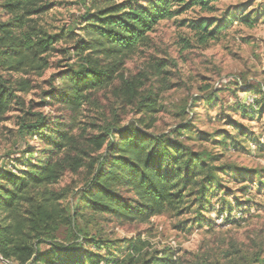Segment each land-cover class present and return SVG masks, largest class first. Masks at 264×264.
Segmentation results:
<instances>
[{
	"label": "trees",
	"instance_id": "trees-1",
	"mask_svg": "<svg viewBox=\"0 0 264 264\" xmlns=\"http://www.w3.org/2000/svg\"><path fill=\"white\" fill-rule=\"evenodd\" d=\"M218 1L150 0L146 7L116 4L114 0L93 1L78 28H63L52 35L40 23L52 4L46 0H0V123L13 111L19 112V137L38 143V148L25 150L26 160H14L0 167L3 261L214 264L208 254L186 263L176 250H155L141 235L124 241L92 236L80 223L90 217L119 226L145 224L169 213L194 214L201 227L213 210L210 208L214 194L220 198L222 211L229 208L231 212L221 175L241 171L235 165L218 163L224 152L236 151L255 139L250 140L247 131L233 122L232 129H238L235 134L218 131L194 136L195 141L211 142L220 148L222 154L214 156L208 150L194 152L181 141L184 136H193L189 124L176 129L174 141L152 134L155 115L160 111V93L140 94L141 84L135 78L125 79L122 73L129 56L152 47L151 34L161 22L194 7L213 11L210 5ZM242 7L221 19L192 23V38L180 40L186 45L183 51L193 47L196 36L200 48L207 49L210 41L234 23L255 25L257 19L242 14ZM58 44L71 45L60 52L78 62L68 65L56 86L44 93V103L56 114L33 112L23 97L33 89V81L25 77L39 76L49 69V56L57 52ZM153 62L155 76L165 75L168 63L155 59ZM117 81V93L130 98V102L139 99L133 103L139 118L123 126L114 114L111 120L104 121L85 116V108L93 104L95 96ZM256 103V110L244 108L245 113L253 117L261 114L263 108L260 110ZM67 176L77 180L73 178L71 187L58 190L56 187ZM259 179L262 187V176ZM62 230L64 240L58 236ZM44 246L47 250L42 252ZM230 255L226 252V257ZM247 263L264 264V251Z\"/></svg>",
	"mask_w": 264,
	"mask_h": 264
},
{
	"label": "rangeland",
	"instance_id": "rangeland-1",
	"mask_svg": "<svg viewBox=\"0 0 264 264\" xmlns=\"http://www.w3.org/2000/svg\"><path fill=\"white\" fill-rule=\"evenodd\" d=\"M46 1L53 7L40 18V23L53 35L63 28H78L77 24L92 2L105 0ZM149 1L114 0L116 4L144 7ZM210 6L213 11L194 7L170 21L161 22L151 34L152 47L140 49L129 56L122 73L125 79L135 78L141 84L140 94L146 95L150 91L160 93V111L155 115L152 134L167 136L174 141L176 129L189 124L193 136H184L181 141L194 152L208 150L214 156L222 154L220 148L216 149L211 142L195 141L194 136L211 135L218 131L235 134L238 129H232L230 122H233L247 131L250 140L255 139L249 145L239 146L236 151L224 152L218 163L235 165L241 171L221 175L231 212L229 208L222 211L220 198L214 194L210 208L213 210L206 216L207 223L201 227L194 214L174 216L169 213L145 224L126 226L88 217L80 226L92 236L100 235L109 241L130 240L141 235L151 248L159 251L174 240L178 256L186 263L194 260L195 256L208 254L214 264H249L247 261L256 253L264 251V0H219ZM241 6L245 7L242 14L245 12V15L257 19L255 25L249 27L240 22L234 23L210 41L207 49L200 48L196 36L193 47L183 51L186 45L180 40L192 38V23L221 19L224 14H230ZM76 31L78 33L79 29ZM70 47L69 44H58L57 52L49 56L50 68L39 76L25 77L33 81V89L23 95L27 108L32 107L33 112L56 114L44 103V93L56 86L59 75L67 70L68 65L78 62L60 52ZM154 59L168 63L165 75L155 76L156 72L151 69ZM118 87L119 81L110 89L98 93L93 104L85 108L84 115L104 121L107 118L111 120L114 114L119 116L123 126L139 118L133 105L139 99L130 102V98L117 93ZM245 94L255 96L260 110L263 108L261 114L253 117L245 113L244 108H249L244 105ZM21 115L13 111L7 115L6 121L0 123V167L10 165L14 160H26L25 150L38 148L37 141L19 137L17 116ZM97 124L102 126L100 121ZM259 144L260 151L257 150ZM257 172L261 173L262 187H259L261 180ZM72 179L77 180L67 176L56 188L71 187ZM221 219L223 222L217 223ZM64 232L62 230L58 235L61 240H64ZM46 250L44 246L41 251ZM226 252L231 255L226 257ZM0 264L12 263L0 258Z\"/></svg>",
	"mask_w": 264,
	"mask_h": 264
},
{
	"label": "built area",
	"instance_id": "built-area-1",
	"mask_svg": "<svg viewBox=\"0 0 264 264\" xmlns=\"http://www.w3.org/2000/svg\"><path fill=\"white\" fill-rule=\"evenodd\" d=\"M241 84V82H239ZM255 96L252 94H245L244 98V105L248 106L249 108L255 109L256 110V102H255ZM223 220H218L217 223H222ZM168 247L172 248L175 250L176 248V243L174 240H170L169 243L167 244Z\"/></svg>",
	"mask_w": 264,
	"mask_h": 264
}]
</instances>
